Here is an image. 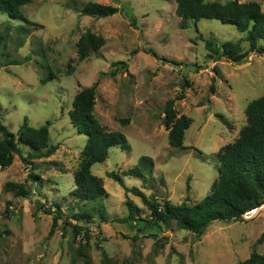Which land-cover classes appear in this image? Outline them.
<instances>
[{"label": "rangeland", "instance_id": "rangeland-1", "mask_svg": "<svg viewBox=\"0 0 264 264\" xmlns=\"http://www.w3.org/2000/svg\"><path fill=\"white\" fill-rule=\"evenodd\" d=\"M88 1L117 6L118 12L98 18L70 8ZM239 1H256L264 12V0ZM175 8V0H30L20 7L30 22L0 13V122L16 133L24 117L35 127L50 121L49 141L57 147L29 164L15 155L0 168V264H104L101 249L107 264H236L252 252L264 256V203L255 213L212 221L195 235L174 221L169 227L151 225L141 199L106 175L147 155L154 162L152 180L124 176L126 186L158 201L198 202L217 180L218 149L237 137L247 103L264 93V54L250 53L241 63L207 58L205 38L222 42L242 34L214 19L182 28ZM87 31L103 36L105 43L78 60L76 43ZM148 48L181 64L157 59ZM117 60L125 61L128 70L111 74V62ZM49 72L52 78L42 83ZM95 82L94 114L126 136L129 150L112 147L105 161L91 167L103 180L106 195L98 203L107 220L94 215L89 223L81 222L90 238L79 251L84 241L73 238L70 226L63 233L61 220L49 235L54 214L45 209L58 203L66 215L95 205L77 204L72 196L86 137L68 115L74 94ZM182 88L184 97L175 100V108L192 122L184 134L187 148L177 149L168 144L162 109ZM121 118L129 122L121 125ZM6 182L22 183L30 194L14 196L4 189ZM127 201L135 206L130 219L125 218Z\"/></svg>", "mask_w": 264, "mask_h": 264}, {"label": "trees", "instance_id": "trees-1", "mask_svg": "<svg viewBox=\"0 0 264 264\" xmlns=\"http://www.w3.org/2000/svg\"><path fill=\"white\" fill-rule=\"evenodd\" d=\"M29 2L30 0H0V13L6 14L11 19L30 22L20 10L22 5ZM175 2V14L180 18L182 28L187 27L189 22H193L195 25L200 19H214L222 24L233 26L237 32L242 34L236 40L222 42L205 38L204 47L208 51L207 58L216 61L224 57L231 62L241 63L247 59L250 53L264 54V12L256 1L175 0ZM70 8L80 15L98 18L111 16L118 12L117 6L95 1H88L81 8L73 4ZM2 40L3 35L0 33V47ZM104 43L105 39L101 35L90 31L82 34L76 43L78 60L85 59L90 52L97 51ZM145 51L164 62L181 64L173 59L158 57L153 48L145 49ZM19 63L18 60L12 62V64ZM111 65V74H115L117 70H128L127 63L123 60L113 61ZM48 75L41 79L42 83L52 78L51 72ZM95 89L96 82L77 91L68 112L70 123L86 137L80 151L78 166L73 175L72 196L77 204L78 202H93L95 205L89 208L80 206L77 211H71L66 215H63L58 203H53L45 209V212L54 214L49 235L53 233L61 220L63 233L67 226H70L73 238L76 240L81 236V240L84 241L79 244V251L84 245L89 244L90 238L88 228L81 222L89 223L94 215H98L102 221L107 220L104 205L98 203V200L106 195L103 180L100 176L92 173L91 167L105 161L112 147L119 146L124 150H129V143L122 132L108 129L96 118L94 114ZM183 91L184 88L180 90L177 97L168 99L162 109V124L167 130L168 144L177 149L187 148L183 144L184 134L192 122V119L187 115L178 114L175 108V100L184 97ZM217 118L221 122L227 123L221 114H218ZM119 122L121 125H126L129 119L121 118ZM49 125L50 121H46L37 127L31 126L27 117H24L17 132L14 133L0 122V168L9 166L15 155L20 156L28 164L34 158L52 155L57 147L49 141ZM216 155L218 160L217 180L209 193L192 205H188L186 202L173 204L168 199L158 201L155 196L146 195L138 187H128L124 184V176H133L143 182L152 180L154 162L150 156L142 155L132 167L122 170L120 173L109 171L106 175L119 182L125 192H131L141 199L149 210L147 221L156 227L161 225L169 227L174 221L177 228L200 235L212 221L240 218L244 212L264 203V93L247 103L245 124L237 137L222 145ZM29 177L35 179L37 175L29 173ZM4 189L11 191L14 196L30 194V191L22 183L6 182ZM126 204L128 215L125 218H133L135 206L130 201H127ZM82 205L84 204L82 203ZM39 207L43 208V205L41 204ZM101 253L103 263L107 264L108 257L105 250L101 249ZM236 264H264V256L252 252L248 258Z\"/></svg>", "mask_w": 264, "mask_h": 264}, {"label": "built area", "instance_id": "built-area-1", "mask_svg": "<svg viewBox=\"0 0 264 264\" xmlns=\"http://www.w3.org/2000/svg\"><path fill=\"white\" fill-rule=\"evenodd\" d=\"M260 208H261V207H260ZM258 209H259V208L256 207V208H253V209H251V210H248V211H246V212H244V213H246V215H247V214H251V213H255ZM244 213H243V214H244ZM243 214H242V215H243Z\"/></svg>", "mask_w": 264, "mask_h": 264}]
</instances>
